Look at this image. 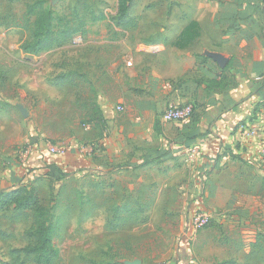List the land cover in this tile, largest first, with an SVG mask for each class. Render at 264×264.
<instances>
[{
    "label": "crops",
    "instance_id": "obj_1",
    "mask_svg": "<svg viewBox=\"0 0 264 264\" xmlns=\"http://www.w3.org/2000/svg\"><path fill=\"white\" fill-rule=\"evenodd\" d=\"M89 1L95 6L79 13L85 26L78 36L93 49L85 59L107 65L89 78L99 89L101 118L120 132L105 141L101 164L107 167L97 164L93 189L107 191V206L115 197L121 208L171 202L180 228L174 257L183 264L186 224L195 210L220 212L214 216L220 225L228 217L242 224L264 215V159L258 140L238 128L256 125L264 136V0ZM123 2L129 7L120 22ZM98 79L107 80L110 92ZM169 103H193L192 119L163 121ZM118 112H124L120 124L108 121ZM192 147L196 153L188 158ZM79 150L66 162L58 155L38 158L43 166L66 167L73 159L81 163ZM257 232L253 248H259Z\"/></svg>",
    "mask_w": 264,
    "mask_h": 264
},
{
    "label": "rangeland",
    "instance_id": "obj_2",
    "mask_svg": "<svg viewBox=\"0 0 264 264\" xmlns=\"http://www.w3.org/2000/svg\"><path fill=\"white\" fill-rule=\"evenodd\" d=\"M31 1L0 0V191L20 184L34 186L41 208L54 225L58 255L51 264H176L180 228L171 202L162 200L139 209L132 202L121 208L115 207L119 202L115 197L107 206V191L93 189L97 164L107 167L101 164L107 159L105 141L112 133H120L112 132L101 118L99 89L90 80L98 65L104 71L107 65L86 60L92 46L83 44L75 33L46 50L24 52L21 44L30 39V33L20 25H26L22 11ZM45 5L69 14L73 24L74 12L89 11L95 2L46 0ZM97 84L110 92L106 79H98ZM123 113H114L108 121L120 124ZM55 144L66 147V153L49 152L47 146ZM75 150L84 155L81 163L70 160L72 165L58 167L55 174L49 171L52 162L43 166L38 158L46 154L65 160ZM220 214L211 211L209 222L195 238L185 239L183 264H264L263 213L253 223L237 224L228 217L221 223L224 228L214 219ZM32 223V210L13 205L0 210V264H35L20 252L30 241ZM256 232L259 248L250 246ZM235 235H241L239 242ZM201 237L203 242H198Z\"/></svg>",
    "mask_w": 264,
    "mask_h": 264
},
{
    "label": "trees",
    "instance_id": "obj_3",
    "mask_svg": "<svg viewBox=\"0 0 264 264\" xmlns=\"http://www.w3.org/2000/svg\"><path fill=\"white\" fill-rule=\"evenodd\" d=\"M6 1L13 2L18 0ZM45 3L46 0H33L25 4L24 14L27 17V22L26 25H20V27L22 30L26 29L29 31L30 39L21 44L24 52L36 53L46 50L55 43L67 41L74 33L81 34L84 31L85 16H80L78 12H74L75 23L70 24L68 19L70 17L69 14H59L47 7ZM128 7L127 2L120 3L121 14L117 17V21L121 22L125 20V13ZM30 17H33V20L29 21ZM126 23L132 24L133 22L130 19H126ZM259 82V85H264V77ZM211 83L215 85L219 84V81H212ZM193 115L194 107L189 121ZM58 167L60 166L54 163L49 165L51 174L57 173ZM34 189V186L20 184L10 191L1 190L0 210L13 205L15 209L33 211V223L28 231L30 241L20 252L26 257H31L35 264H51L58 255V250L53 243L54 225L48 211L41 208L39 198ZM259 241L258 247L261 246L259 245ZM11 264L24 263L14 261ZM221 264H234V262L222 261Z\"/></svg>",
    "mask_w": 264,
    "mask_h": 264
},
{
    "label": "built area",
    "instance_id": "obj_4",
    "mask_svg": "<svg viewBox=\"0 0 264 264\" xmlns=\"http://www.w3.org/2000/svg\"><path fill=\"white\" fill-rule=\"evenodd\" d=\"M193 104L192 103H184V104H174L169 103L164 111L161 114V119L166 122H187L189 121L192 112H193ZM117 110H122L121 106L116 107ZM262 131L264 134V111L262 112L261 118ZM238 128L240 134H245L251 136L252 138L258 140V150L259 155L262 159H264V136L261 135L260 127L256 125H249L248 123H238ZM48 151L57 154L64 155L67 151L66 147L63 145H49ZM196 153V147H192L189 151L188 158H192ZM210 220V213L204 209L195 210L192 215L189 217L186 224V238L188 240H192L195 238L198 231H200L203 227L207 225Z\"/></svg>",
    "mask_w": 264,
    "mask_h": 264
}]
</instances>
